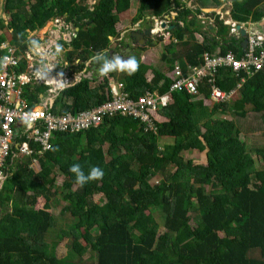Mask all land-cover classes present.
Masks as SVG:
<instances>
[{
	"label": "trees",
	"instance_id": "trees-1",
	"mask_svg": "<svg viewBox=\"0 0 264 264\" xmlns=\"http://www.w3.org/2000/svg\"><path fill=\"white\" fill-rule=\"evenodd\" d=\"M0 1V60L2 44L8 42L15 56H22L40 43L30 33L63 20L75 32L66 42L62 38L69 31L61 35L57 27L60 39L54 51L63 50V61L74 73L89 71L90 61L104 67L105 59L125 57V41L113 43L111 38L119 37L120 15L132 2H139L134 25L146 16L165 21L178 13L167 24L166 37L152 34L165 43V68L152 71L149 79L146 70L122 74L120 82L134 99L147 91L167 93L176 64L201 66L205 53L245 55L246 37L230 36V27L216 12L225 4L231 2L234 22L252 23L264 32V0H192V8L191 0H96L93 5L87 0ZM202 13L214 20L210 33L202 30ZM169 26L173 28L167 30ZM25 68L20 59L15 72ZM116 78L115 71L82 78L58 91L50 113L77 117L105 104L109 82ZM216 84L238 93L225 103H212L207 85L200 96L173 93L168 106L155 113L156 133L119 113L80 132L56 131L51 150L38 156L37 171L30 168V158L15 157L13 148L0 189V264H264V145L252 155L235 119L254 112L264 123V64L239 72L222 68ZM46 90L30 83L23 98L31 107ZM195 151L205 153V164L185 159L183 153ZM74 164L85 175L94 166L105 175L81 186L69 171ZM55 208L59 213H53ZM65 238L70 248L59 257L56 249Z\"/></svg>",
	"mask_w": 264,
	"mask_h": 264
},
{
	"label": "built area",
	"instance_id": "built-area-1",
	"mask_svg": "<svg viewBox=\"0 0 264 264\" xmlns=\"http://www.w3.org/2000/svg\"><path fill=\"white\" fill-rule=\"evenodd\" d=\"M96 2L94 0L91 5ZM206 12H210L205 10ZM224 24L230 27L229 35L239 39L243 37L238 25L246 31L248 49L240 59L234 53L213 55L205 53L201 66H188L186 69L180 64L174 65L169 73L172 83L169 91L163 95L158 92L147 91L137 99L132 98L125 90L122 82H109L108 100L105 104L82 112L79 116H55L50 113L51 106L58 91L71 87L80 81L87 72L74 73L64 63L62 57L54 51V44L35 45L28 48L22 56H15V47L8 42L2 44L5 51L0 62V188L7 174L4 171L7 161L15 148L14 156L28 157L31 165L38 164V156L51 150V138L54 132H80L101 124L104 117L119 113L142 122L147 133H156V111L166 107L171 102L173 93H186L190 96H200L204 85H207L212 103H225L237 95V89L229 92L222 90L216 84V75L222 68L229 67L234 72L261 69L264 64V32L254 24H239L231 19V2L216 11ZM203 23L213 25L214 20L205 13L199 15ZM168 22L155 19L151 22L152 34L167 36L162 24ZM53 26L58 28L60 20H55ZM53 30H50V35ZM243 37V38H245ZM25 61L24 71L16 73L19 60ZM244 82L245 79H242ZM40 84L47 88L46 95H39V101L29 107L23 98V88L28 84ZM239 88L242 84L238 85ZM25 113H33L35 117L29 128L24 123ZM21 123L23 129L17 127ZM19 137L21 142H16ZM38 147L39 150L34 148ZM36 154L37 157H33Z\"/></svg>",
	"mask_w": 264,
	"mask_h": 264
},
{
	"label": "rangeland",
	"instance_id": "rangeland-1",
	"mask_svg": "<svg viewBox=\"0 0 264 264\" xmlns=\"http://www.w3.org/2000/svg\"><path fill=\"white\" fill-rule=\"evenodd\" d=\"M87 1L93 2L94 0H87ZM2 2L3 1L0 2L1 5H2ZM0 7H1V13H0V17H1V16H4V14H3V7L2 6H0ZM138 8H139V2L138 1L132 2L129 14L133 16L135 11ZM7 14L9 16V13H7ZM127 17L128 16L126 15V13L122 15V18L127 19ZM198 19L200 20L201 24H203V26H202L203 29L202 30L209 32V29H208L209 25L203 23V21L199 17V15H198ZM131 22H132V20L131 21H127L126 20V22L123 25V27L119 28V31L122 32L123 31L122 29H125V27L129 26V24L131 26H133L134 24H133V22L132 23ZM51 23L52 22L47 23L46 26L42 29V31H47L46 33H48L49 36H50V34H49V31H48V28H49V26H52V25H50ZM146 27H147V23L145 22L142 25L141 30H144ZM169 27H172V26H169ZM190 28L193 30V28L191 26H190ZM167 30H169V29L167 28ZM45 38H47V36ZM66 39H67V37H66ZM129 41H131V37L128 34V35H126V40L124 42L125 45H128ZM112 46H113V48H115L116 45L112 44ZM164 48H165V46L161 47L159 45L153 51V55H151L152 61L148 60V61H143V62L139 63V65H140L139 71L142 74H143V72H142L143 70L147 71V74H143L145 79H149L150 73L152 71H154V70H162L163 68H165L164 62H162L161 59H160L161 54H163V52H164ZM61 52L63 53V50ZM142 56L146 57L145 54L144 55L142 54ZM109 61H111V60H109ZM137 61L139 62L138 59H137ZM115 73L117 75L116 79L118 81H120V78L122 77L123 73L119 72V71H115ZM235 119H236V123L243 129V133L241 135V139L243 141L247 140L248 145L251 147L250 151L252 152V155H256V149L258 147L261 148L264 145V123L262 121L261 114H257V113H254V112H249L246 118L235 117ZM166 139H170V138H166ZM183 155H184L186 160H193L195 163H198V164H205L206 163V155H205V153H200L198 151H195V152H185V153H183ZM59 195H60L59 198H61L62 194H59ZM95 199H98V196H96ZM58 210H59V208L53 209V213H59ZM158 220L161 221L159 216H158ZM196 224H197V220H193L192 221V225L195 226ZM164 231H165V228L162 225L161 228H160V233H162ZM69 248H70V244L68 243L67 238H65L57 246L56 251H57L58 256L59 257L65 256Z\"/></svg>",
	"mask_w": 264,
	"mask_h": 264
},
{
	"label": "crops",
	"instance_id": "crops-1",
	"mask_svg": "<svg viewBox=\"0 0 264 264\" xmlns=\"http://www.w3.org/2000/svg\"><path fill=\"white\" fill-rule=\"evenodd\" d=\"M1 2V1H0ZM193 4V1L191 0V1H189L188 2V6L190 7V8H192V4ZM87 4L88 5H91L92 4V2L91 1H87ZM0 6H2L1 4H0ZM212 8H210V9H207V10H211ZM138 10H139V8L135 11V13H134V15L132 16V15H130L129 14V11H127V12H125L126 13V15L128 16L127 17V19H125V18H122V15L123 14H125V13H123L122 15H120V20H121V23H120V25L118 26V30H119V28L120 27H123V25L125 24V22H126V20L127 21H131V20H133V18H136V16H137V14H138ZM0 13H1V7H0ZM172 17L171 18H169V17H166V21L168 22V23H171V21H173L176 17H177V15H178V13H176V12H172ZM155 19H157L156 17H149V16H146L144 19H140L135 25H133V26H131L130 24H129V26H127V27H125V29H122L123 31L122 32H120V35H119V37L118 38H111V41L113 42V43H116L117 41H119V40H126V35H128L129 34V32L128 31H131V30H133V29H139V31L138 32H144V31H146L149 27H150V24L149 23H151V22H153ZM147 23V27L144 29V30H141V28H142V25L144 24V23ZM68 27H70V25L68 26ZM256 27V26H255ZM61 35H62V33H60ZM47 36V38H45ZM56 34L55 33H53L52 35H48L45 31H42V29L41 30H37V31H35V32H33V33H30L29 34V38H31V39H34V40H39L40 41V43H39V45H44V44H46V43H49V44H54V48L57 46V43H58V41H59V39L60 38H56ZM149 37H144V40H139L140 41V43L138 44V45H136L134 42H132V40L131 41H129L128 42V45H125V47H123L122 48V52H123V54L125 55V57H123V59L124 60H128V56H135L136 58L138 57L139 59H140V61L141 62H143V61H148V60H150V61H152V59H151V55H153V51L155 50V48L156 47H158L159 45L162 47V46H165V43H164V41H158V39L160 38V37H157V43H154V40H153V38H151V40H149L148 39ZM162 38V37H161ZM165 38V37H164ZM63 39L65 40V37H63ZM62 39V40H63ZM201 41V40H200ZM56 42V43H55ZM55 44H56V46H55ZM116 45V44H115ZM155 45V46H154ZM58 47V46H57ZM57 47L55 48V49H57ZM139 48H144V50H140ZM65 51V50H64ZM137 54V55H136ZM142 54L144 55L145 54V56L146 57H143L142 56ZM162 55V54H161ZM58 57H62L63 58V53L60 51L59 53H58ZM160 59H161V57H160ZM0 62H1V60H0ZM138 74V72H136L134 75H137ZM116 82V81H115ZM117 82H120V81H118L117 80ZM17 127H19L20 129H23V127L21 126V123H19V124H17ZM33 167H30V168H32L33 170H35V171H37V169H38V166H34V165H32ZM1 189V188H0ZM43 202V198H38V205L39 206H41L42 204H44V203H42ZM2 211V208L0 207V212Z\"/></svg>",
	"mask_w": 264,
	"mask_h": 264
},
{
	"label": "clouds",
	"instance_id": "clouds-1",
	"mask_svg": "<svg viewBox=\"0 0 264 264\" xmlns=\"http://www.w3.org/2000/svg\"><path fill=\"white\" fill-rule=\"evenodd\" d=\"M72 34L65 37L66 42L71 40ZM139 70V62L137 61L135 56H130L127 61H125L121 56L115 55L114 61H109L105 59L104 67L100 71V75L106 76L108 73L113 71H119L122 73H127V75L132 76ZM35 117L33 113H25L24 123L30 128L32 126V121ZM69 171L74 174L76 183L83 186L90 181L102 180L105 173L104 171L98 167L94 166L90 169L89 173L85 175L81 165L74 164L70 167Z\"/></svg>",
	"mask_w": 264,
	"mask_h": 264
},
{
	"label": "water",
	"instance_id": "water-1",
	"mask_svg": "<svg viewBox=\"0 0 264 264\" xmlns=\"http://www.w3.org/2000/svg\"><path fill=\"white\" fill-rule=\"evenodd\" d=\"M264 25V22L262 23ZM167 27V23L164 22L162 24V28L165 29ZM173 27H168L169 30H171ZM237 29L241 31V34L243 37H245V34H246V31L244 29L241 28V25H238L237 26ZM53 30L55 31L56 33V38H59V32H58V29L57 27H54ZM76 31H78V29H75ZM69 37V35H67ZM132 36L138 40V42H140L139 40H144V37H150V38H153L154 40V43H157V37L158 36H153L152 35V32H151V28L147 29L146 31H144L143 33L142 32H136L134 31V33L132 34ZM56 43V42H55ZM244 46L247 45V40H244L243 42ZM56 46V45H55ZM57 47V46H56ZM55 47V48H56ZM111 61H114V58L111 59ZM127 61V60H125ZM103 68V66L101 64H96L94 65L92 68H91V71L94 72L96 74V76H98L100 74V71L101 69ZM84 78H88L89 80H91L93 78V75L91 72H88L86 76H84Z\"/></svg>",
	"mask_w": 264,
	"mask_h": 264
},
{
	"label": "flooded vegetation",
	"instance_id": "flooded-vegetation-1",
	"mask_svg": "<svg viewBox=\"0 0 264 264\" xmlns=\"http://www.w3.org/2000/svg\"><path fill=\"white\" fill-rule=\"evenodd\" d=\"M49 23H50V22H49ZM60 25H62V27L59 28V32L62 33V34L68 33V31H69L70 34H72L73 32H75L74 29H72L71 26L68 27L69 25L66 24V22H64L63 20H60ZM53 27H56V26H53V25H52V26H49V28H53ZM49 28H48V29H49ZM135 30H136V29H135ZM138 31H139V29L136 30V32H138ZM133 33H134V30H132V31L129 33V35L131 36V40H132V42H134L136 45H138L140 42H138V40L135 39V38L132 36ZM146 38H147V37H146ZM148 39L151 40L150 37H149ZM136 55H137V54H136ZM96 62H98V61H96ZM96 62H95V63H96ZM95 63H94V64H95ZM94 64L92 63V61L86 63V69L89 70V71H87V73H88V72H91L92 75H93V74L96 75L94 72L91 71V68L94 66ZM87 73L85 74V76L87 75ZM83 78H84V77H83ZM4 181H5V180H4ZM3 183H4V182H3ZM2 185H3V184H2Z\"/></svg>",
	"mask_w": 264,
	"mask_h": 264
}]
</instances>
